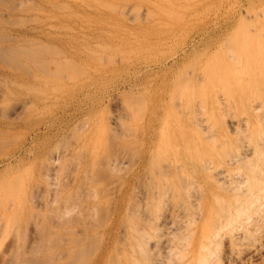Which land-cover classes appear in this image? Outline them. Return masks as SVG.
Wrapping results in <instances>:
<instances>
[{
    "label": "rangeland",
    "instance_id": "obj_1",
    "mask_svg": "<svg viewBox=\"0 0 264 264\" xmlns=\"http://www.w3.org/2000/svg\"><path fill=\"white\" fill-rule=\"evenodd\" d=\"M0 264H264V0H0Z\"/></svg>",
    "mask_w": 264,
    "mask_h": 264
},
{
    "label": "bare ground",
    "instance_id": "obj_2",
    "mask_svg": "<svg viewBox=\"0 0 264 264\" xmlns=\"http://www.w3.org/2000/svg\"><path fill=\"white\" fill-rule=\"evenodd\" d=\"M241 185V184H240ZM155 201V200H154ZM155 204V203H154ZM164 207V206H163ZM141 218H142V216H141ZM153 223V222H152ZM137 233V232H136ZM140 233V232H139ZM138 242V241H137ZM138 245V244H137ZM142 254V253H141ZM214 255V254H213ZM145 257V256H144Z\"/></svg>",
    "mask_w": 264,
    "mask_h": 264
}]
</instances>
